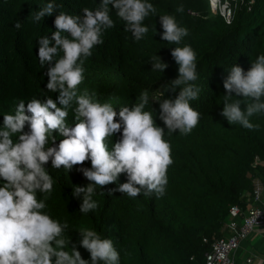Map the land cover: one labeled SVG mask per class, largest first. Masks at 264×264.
Wrapping results in <instances>:
<instances>
[{"label":"trees","instance_id":"1","mask_svg":"<svg viewBox=\"0 0 264 264\" xmlns=\"http://www.w3.org/2000/svg\"><path fill=\"white\" fill-rule=\"evenodd\" d=\"M49 2L53 0H0V120L20 100L27 103L45 95L42 88L48 82L47 69L39 63L38 40L42 36L50 38L56 31L55 16L61 11L82 15L83 8L95 10L100 4V0H54L60 6L57 12L33 23L31 15ZM149 2L157 8V14L145 19L149 32L140 41L125 31L124 22L110 6L115 27L104 34V43L96 46L85 62V81L80 88L94 92L101 103H112L117 112L136 103L147 89L150 103L145 110L152 111L153 107L157 125L164 127L159 120V102L152 103L153 97L163 93L158 99H174L178 95L179 89L167 93L164 87L179 75L171 51L184 45L192 47L197 54L198 73L193 83L201 92L191 106L201 113V119L189 135L178 131L169 135L165 128L164 138L171 144L174 161L168 169L165 194L160 198H130L117 191L102 196L98 189L93 199L99 206L85 215L79 211L81 201L72 196L75 186L89 183L76 170L79 166L66 174L63 168L52 169L49 162L46 167L55 183L45 211L53 219L68 222L65 236L77 245L82 228L112 239L120 253V264H205L212 243L229 236L226 225L232 219L231 208L238 205L248 212L255 182L264 178V113L250 118L259 125L258 130L230 125L221 115L226 94L223 81L228 71L233 65L247 71L251 62L264 54V0H255L251 9L250 0H239L231 23L212 10L209 0ZM180 5L183 12L176 11ZM160 15L174 16L189 30L180 45L161 39ZM17 21L22 25L19 29L15 27ZM153 56L169 64L165 72L152 71ZM241 108L246 110V105ZM73 115L70 110L68 123L72 126ZM84 167H91L90 161ZM124 182L126 174L120 177V183ZM116 187L111 184L104 191ZM78 250L90 260L87 250L79 246Z\"/></svg>","mask_w":264,"mask_h":264},{"label":"clouds","instance_id":"2","mask_svg":"<svg viewBox=\"0 0 264 264\" xmlns=\"http://www.w3.org/2000/svg\"><path fill=\"white\" fill-rule=\"evenodd\" d=\"M214 1L209 0L217 13ZM110 6L136 41L149 32L145 19L157 14L149 0H100L98 8L85 7L82 15L59 12L54 20L56 31L50 38L42 36L38 40L39 63L47 69L48 82L42 88L45 95L27 103L20 100L16 108L2 115L0 264H120V253L112 239L82 228L78 230L82 238L77 245L65 236L68 222L53 219L45 211L55 183L46 166L51 162L52 169L63 168L66 174L79 166L76 170L89 183L86 187L75 186L72 196L81 201L79 211L85 215L98 208L93 199L98 189L102 196L118 191L130 198H160L169 182L168 169L174 163L165 131L169 135L177 131L189 135L200 122L201 113L191 106V101L199 99L201 89L193 83L198 79L197 54L190 45L171 51L179 75L164 87L167 93L179 89L178 95L158 99L164 95L159 93L152 100L159 102V120L164 127L157 125L153 107L152 111L145 110L150 103L147 89L136 103L122 106L118 112L112 103H101L94 92L81 91L85 62L94 48L104 43V34L115 27ZM58 7L54 0L47 3L31 15L32 22L52 16ZM176 11L183 12V5ZM159 21L161 39L168 43L180 45L189 35V30L172 15H160ZM21 26L17 21L15 27ZM150 62L152 71L165 72L169 67L160 56L151 57ZM223 88L226 94L221 115L230 125L258 130L259 125L250 118L264 113V54L251 62L247 71L233 65ZM242 104L246 110H242ZM70 110L74 126L68 123ZM87 161L91 167H84ZM122 174H126L127 182L120 183ZM111 184L117 187L105 192ZM78 246L90 253V260L82 257Z\"/></svg>","mask_w":264,"mask_h":264},{"label":"built area","instance_id":"3","mask_svg":"<svg viewBox=\"0 0 264 264\" xmlns=\"http://www.w3.org/2000/svg\"><path fill=\"white\" fill-rule=\"evenodd\" d=\"M238 3L239 0H215L214 6L227 23H231ZM254 4L255 0H250V9ZM263 189L261 180H256L254 193L249 195L248 212L244 213L238 205L231 208L232 219L226 225L229 236L212 243L211 250L205 255V264H236L235 254L243 242L247 241L258 228L264 226V202L261 199ZM204 242L208 243V240L205 239Z\"/></svg>","mask_w":264,"mask_h":264},{"label":"crops","instance_id":"4","mask_svg":"<svg viewBox=\"0 0 264 264\" xmlns=\"http://www.w3.org/2000/svg\"><path fill=\"white\" fill-rule=\"evenodd\" d=\"M264 177V176H263ZM264 186V178H258ZM264 202V189L261 196ZM251 260V262H249ZM236 264H264V227L258 228L235 254Z\"/></svg>","mask_w":264,"mask_h":264},{"label":"bare ground","instance_id":"5","mask_svg":"<svg viewBox=\"0 0 264 264\" xmlns=\"http://www.w3.org/2000/svg\"><path fill=\"white\" fill-rule=\"evenodd\" d=\"M215 2V1H214Z\"/></svg>","mask_w":264,"mask_h":264}]
</instances>
